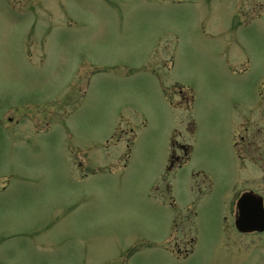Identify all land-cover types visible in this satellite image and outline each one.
Here are the masks:
<instances>
[{"label": "rangeland", "instance_id": "obj_1", "mask_svg": "<svg viewBox=\"0 0 264 264\" xmlns=\"http://www.w3.org/2000/svg\"><path fill=\"white\" fill-rule=\"evenodd\" d=\"M238 1L0 0V264H264L225 233L264 190L239 138L264 154V16Z\"/></svg>", "mask_w": 264, "mask_h": 264}, {"label": "flooded vegetation", "instance_id": "obj_2", "mask_svg": "<svg viewBox=\"0 0 264 264\" xmlns=\"http://www.w3.org/2000/svg\"><path fill=\"white\" fill-rule=\"evenodd\" d=\"M181 1V0H180ZM239 7L237 10H235L236 16L239 18L241 21L242 26L244 27H250L255 23V20L257 18H262L264 16V3H262L260 0H252L246 8L245 6V0H240L238 1ZM245 17H257L254 20H246ZM244 22H243V19ZM246 21V22H245ZM247 125V126H246ZM249 125L250 123L247 122L245 126L243 127L244 130L242 132V135L239 136L244 151H247L251 154L250 157H248V162L252 163L251 161H256L257 159L252 156L253 153H251V149L254 150L259 157L262 159L264 157V154H260L257 152V146L255 144L256 139L258 138V135H260V130L255 129L253 131V134H248L249 132ZM253 138L251 140L250 138ZM178 150V152H177ZM189 148L186 147L185 145L174 143L173 144V149H172V154L169 159V164L170 166H173L175 163L181 164L184 162V159L187 158ZM246 157V156H245ZM246 157V158H247ZM262 177L260 175H253V177L243 179V181L246 180L248 188H244L242 191L239 192L236 201H235V206L232 211V222H229L226 225V235L227 237L230 236H238V237H245L248 235H262L264 234L263 231H258V230H242L243 228L240 226L239 221L241 219L242 212L238 208V199L245 196L247 201L243 205L246 208L250 210V216L248 217V220L251 222H248V225H244V227H249V226H262L264 224V221L261 220V218L257 215H254V212L260 203L263 210H264V190L261 188L255 187L253 183H256L257 181H261ZM251 180V181H250ZM254 210V211H253ZM191 214H188L185 216V219L187 221H190L191 217H189ZM191 241H193L192 238H190ZM191 247V245H190ZM184 254H182V250L179 248L178 249V255H187L189 254L187 251H183Z\"/></svg>", "mask_w": 264, "mask_h": 264}, {"label": "water", "instance_id": "obj_3", "mask_svg": "<svg viewBox=\"0 0 264 264\" xmlns=\"http://www.w3.org/2000/svg\"><path fill=\"white\" fill-rule=\"evenodd\" d=\"M247 201L246 197L243 196L239 201H238V208L243 211L241 215V219L239 221L240 226L243 228L242 230H258V231H263L264 230V224L262 226H249V227H244V225H248V222H251L248 220V217L250 216V210L248 208L245 209L243 206L245 202ZM254 211V210H253ZM254 215H257L261 218L262 221H264V210L259 203Z\"/></svg>", "mask_w": 264, "mask_h": 264}]
</instances>
